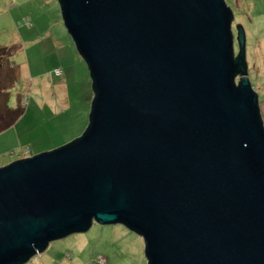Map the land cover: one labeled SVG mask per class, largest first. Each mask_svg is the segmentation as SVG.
I'll list each match as a JSON object with an SVG mask.
<instances>
[{"label":"water","instance_id":"1","mask_svg":"<svg viewBox=\"0 0 264 264\" xmlns=\"http://www.w3.org/2000/svg\"><path fill=\"white\" fill-rule=\"evenodd\" d=\"M59 3L89 122L0 166V264L94 222L140 234L148 264H264V126L225 0Z\"/></svg>","mask_w":264,"mask_h":264},{"label":"rangeland","instance_id":"2","mask_svg":"<svg viewBox=\"0 0 264 264\" xmlns=\"http://www.w3.org/2000/svg\"><path fill=\"white\" fill-rule=\"evenodd\" d=\"M225 2L233 16L235 54L238 24L245 33L247 75L257 94L264 126V0ZM0 46L10 48L0 67V88H5L10 107L22 106L15 127L0 135V166L80 136L89 122L92 81L86 61L66 30L59 0H0ZM4 100L0 92V105ZM23 264L148 261L140 234L119 223L94 222L85 231L51 240L40 254Z\"/></svg>","mask_w":264,"mask_h":264},{"label":"trees","instance_id":"3","mask_svg":"<svg viewBox=\"0 0 264 264\" xmlns=\"http://www.w3.org/2000/svg\"><path fill=\"white\" fill-rule=\"evenodd\" d=\"M9 50L10 48L8 47L0 46V67H2L4 61L7 60L6 57L9 54ZM57 69L58 68L55 69V73L60 75L61 72L57 73ZM4 89L5 88L2 87L0 88L1 95H5L4 105H0V134L15 125L22 115V106L17 108L9 106L7 102L8 95L5 93ZM28 151L29 149H25L24 153H28Z\"/></svg>","mask_w":264,"mask_h":264},{"label":"crops","instance_id":"4","mask_svg":"<svg viewBox=\"0 0 264 264\" xmlns=\"http://www.w3.org/2000/svg\"><path fill=\"white\" fill-rule=\"evenodd\" d=\"M68 53H69V51H68ZM68 59L70 60V57L69 58H67V61H68ZM61 72V71H60ZM67 72H69L68 70H67ZM93 92V91H92ZM93 95H94V93L92 94V97H93ZM16 125V124H15ZM15 125H13V126H11L9 129H7L6 131H8V130H10V129H13L14 127H15ZM6 131H4V132H6ZM3 132V133H4ZM2 134V133H1ZM0 134V135H1Z\"/></svg>","mask_w":264,"mask_h":264},{"label":"built area","instance_id":"5","mask_svg":"<svg viewBox=\"0 0 264 264\" xmlns=\"http://www.w3.org/2000/svg\"><path fill=\"white\" fill-rule=\"evenodd\" d=\"M56 72L59 73V70L57 69Z\"/></svg>","mask_w":264,"mask_h":264},{"label":"flooded vegetation","instance_id":"6","mask_svg":"<svg viewBox=\"0 0 264 264\" xmlns=\"http://www.w3.org/2000/svg\"><path fill=\"white\" fill-rule=\"evenodd\" d=\"M234 39H235V36H234ZM238 79V78H237Z\"/></svg>","mask_w":264,"mask_h":264}]
</instances>
